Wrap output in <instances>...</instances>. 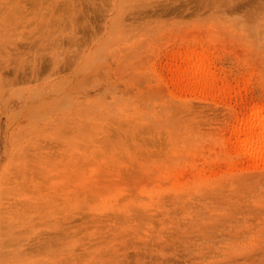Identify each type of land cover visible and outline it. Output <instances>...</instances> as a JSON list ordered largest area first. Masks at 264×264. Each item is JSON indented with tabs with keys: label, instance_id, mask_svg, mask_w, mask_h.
Here are the masks:
<instances>
[{
	"label": "rangeland",
	"instance_id": "1",
	"mask_svg": "<svg viewBox=\"0 0 264 264\" xmlns=\"http://www.w3.org/2000/svg\"><path fill=\"white\" fill-rule=\"evenodd\" d=\"M259 110L264 0H0V264H264Z\"/></svg>",
	"mask_w": 264,
	"mask_h": 264
},
{
	"label": "bare ground",
	"instance_id": "2",
	"mask_svg": "<svg viewBox=\"0 0 264 264\" xmlns=\"http://www.w3.org/2000/svg\"><path fill=\"white\" fill-rule=\"evenodd\" d=\"M190 64L191 63H189V65ZM194 66H196L197 68H195ZM199 66H198V64L197 65L192 64V67L194 69L190 68L191 69L190 74H192L194 70L196 72H194L193 75L191 76V79H193V80L190 82H198L199 79H201V78H202L201 81H204L203 77L206 74L204 71H201L202 70L201 65H199ZM190 67H191V65H190ZM186 69L188 71V68H186ZM187 71H185V75L188 78L189 74H187V73H189V72H187ZM182 72L184 73V71H182ZM244 126L245 127L240 129V133L244 135V138L242 140V144L247 149L249 155L254 158V155L257 156L259 153L264 151V117H261V111L259 110L256 113H254V115L250 118L249 122L247 124H245Z\"/></svg>",
	"mask_w": 264,
	"mask_h": 264
}]
</instances>
